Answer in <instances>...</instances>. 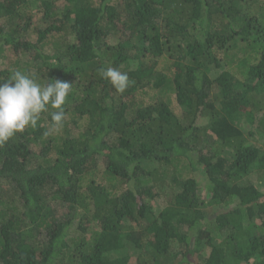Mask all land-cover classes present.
I'll use <instances>...</instances> for the list:
<instances>
[{
  "label": "trees",
  "instance_id": "16d2710c",
  "mask_svg": "<svg viewBox=\"0 0 264 264\" xmlns=\"http://www.w3.org/2000/svg\"><path fill=\"white\" fill-rule=\"evenodd\" d=\"M33 1L0 0V80L72 90L0 147V264H264V0Z\"/></svg>",
  "mask_w": 264,
  "mask_h": 264
},
{
  "label": "clouds",
  "instance_id": "9594fccd",
  "mask_svg": "<svg viewBox=\"0 0 264 264\" xmlns=\"http://www.w3.org/2000/svg\"><path fill=\"white\" fill-rule=\"evenodd\" d=\"M101 75L118 91L124 92L131 84L126 72L117 68L101 69ZM72 90V85L60 79L46 84L37 83L20 70H14L6 80H0V147L26 127H37L41 113L49 107L56 127L65 120L63 105Z\"/></svg>",
  "mask_w": 264,
  "mask_h": 264
},
{
  "label": "rangeland",
  "instance_id": "374dc122",
  "mask_svg": "<svg viewBox=\"0 0 264 264\" xmlns=\"http://www.w3.org/2000/svg\"><path fill=\"white\" fill-rule=\"evenodd\" d=\"M113 2L119 7H122V3L123 0H113ZM30 10L31 12L34 14V22L37 26H43L46 23V19L44 18V13L42 10V6H41V1L40 0H34L30 6ZM109 44H114L118 42V37L115 35H111L106 39V43ZM28 57L24 55L23 59H27ZM0 62L2 63V60H0ZM218 71L215 72V74L213 75V77H215L217 75ZM172 108L176 111V113H178V115H183L184 111L183 108L180 107L178 105V103L176 102V100L172 101L171 104ZM247 131H249V129H247ZM245 136L248 137V140L250 143H253L257 146L260 147H264V131H256V134L253 136H249L248 132H246ZM214 137L210 138L209 141L211 142V144H215L214 142ZM214 142V143H213ZM101 161V160H100ZM101 164H103V162L101 161ZM104 165V164H103ZM201 169V168H200ZM199 169V170H200ZM198 170V171H199ZM199 177L201 180V183L204 184L205 183V176L203 174V171H201L199 173ZM241 184H246V183H252L254 184L259 190L263 191L264 190V174L258 170H255L254 172H252L249 176L244 177L243 179L240 180ZM158 191V189H157ZM205 194V193H204ZM170 195H165V193H162L160 195H158V197L156 199H154L152 202L154 204V207L157 211H160L164 208V206L168 203L169 201V197ZM213 210V208H212ZM247 224V223H246ZM79 225V218H77V220L75 221V229L78 228ZM214 232V236L216 237L217 241H223L224 238H227L230 234L229 230H224V231H218L216 229H213ZM73 236L77 237L81 234V231L78 230H73L72 232ZM90 233H88V237H90L89 235ZM139 253L138 250H133L131 252V254L137 256ZM234 262V261H233Z\"/></svg>",
  "mask_w": 264,
  "mask_h": 264
}]
</instances>
